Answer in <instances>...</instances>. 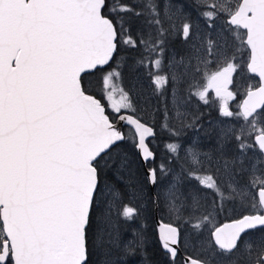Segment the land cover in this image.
<instances>
[{"label":"water","instance_id":"95a60500","mask_svg":"<svg viewBox=\"0 0 264 264\" xmlns=\"http://www.w3.org/2000/svg\"><path fill=\"white\" fill-rule=\"evenodd\" d=\"M105 0H0V264H83L85 226L97 186L95 159L135 133V149L151 190L155 169L148 139L154 127L131 112L111 119L81 75L105 66L116 50L117 30L102 12ZM227 21L245 30L247 69L258 78L239 106L250 117L264 106V0H239ZM262 153L264 132L254 134ZM261 212L245 213L211 231L217 247L232 249L240 234L264 225ZM161 247L174 258L180 232L155 211ZM264 258V254H263ZM183 264H206L185 255Z\"/></svg>","mask_w":264,"mask_h":264},{"label":"rangeland","instance_id":"374dc122","mask_svg":"<svg viewBox=\"0 0 264 264\" xmlns=\"http://www.w3.org/2000/svg\"><path fill=\"white\" fill-rule=\"evenodd\" d=\"M238 2L163 0L164 18L172 25L173 36L181 32L183 43L171 48L169 60L157 53L145 64L132 66L129 89L121 70L114 67L99 75L97 85L107 109L115 115L134 111L138 105L141 112L147 111L151 120L157 121V110L169 109L170 118L161 119L159 126L162 134L152 141V149L160 148L164 155L159 163L172 170L161 185L163 204L159 210L165 220L181 227L183 247L201 256L206 264H250L258 247H264V225L246 235L233 251L219 249L211 236L223 217L262 211L257 188L264 187L263 162L253 139L255 133L264 132V106L250 117L239 110L240 98L247 88L257 85L258 78L246 68L245 31L226 20ZM115 8L110 7L112 11ZM234 74L236 83L227 81ZM224 108H230L229 112ZM129 133L135 143L133 129ZM134 163L128 158L126 174L130 184L127 191H135L123 196L106 190L99 221L110 235L106 233L109 239L105 248L101 246L105 241L97 239L101 261L114 256L120 241L143 246L136 231L132 236L115 230L124 218L135 216L137 206L128 200H136L135 194L141 196ZM119 164L125 167V160ZM161 173L164 175V169ZM148 242L152 251L153 240ZM1 245L2 240L0 249Z\"/></svg>","mask_w":264,"mask_h":264},{"label":"trees","instance_id":"16d2710c","mask_svg":"<svg viewBox=\"0 0 264 264\" xmlns=\"http://www.w3.org/2000/svg\"><path fill=\"white\" fill-rule=\"evenodd\" d=\"M111 6H115V10L112 11L110 9ZM163 11V0H105L104 2L102 12L110 16L116 26V50L111 60L105 66L96 67L83 73L81 75V82L84 90L93 93L100 99L111 119H114L115 113L113 114L107 109L97 91V85L100 84L99 75L108 68H119L123 73L127 89H129V82L132 80V72L134 71L133 67H135V64H139V62H144L143 64H145L146 61L148 62L150 60V57L152 58L157 53H161L164 60H169L171 48H177L178 44H182L184 41L181 32L178 31L175 36L172 35L171 31L173 27L170 25V22L164 18ZM160 100L161 98H159V100L157 99L156 103L158 106L160 105ZM164 109L162 108L161 111L157 110L159 114V120L157 121H154L155 118L152 121L147 111H145V113L141 112L138 105L134 111H131V113L138 118L151 123L155 128V137H159V135L162 134V131L160 132L159 129V126H162L161 119L164 118L168 120L170 118L169 109L166 111ZM131 129L132 128L129 125L124 124L122 127L124 133L123 138L114 142L109 149L104 151L94 161L98 181L93 195L88 222L85 226L87 257L83 264L175 263V261H173L175 258H170L169 254L161 247L158 241L154 219L155 200H157L158 211L160 213L159 208H162L161 205L163 204L161 185L166 182L167 176L171 175L170 172L172 170H170L168 166H165L164 164V166H162V164L159 163L164 157V155H162V150L160 148L154 150L156 153L154 160L151 162L150 160L147 161L150 166H154L155 168V181L157 182L155 183L154 193H152L145 176L143 164L135 149V143L130 140L129 131ZM153 139L154 137L149 138L148 140L151 148ZM164 150H166V148H164ZM158 154H160L162 158H160ZM128 158L133 159L135 162V170L137 177L141 181L142 191L140 197L136 194L134 195L136 200L134 198L129 199L130 196L125 197V200L129 199L128 202L131 204L134 202L135 206H137V208H135V216L128 219L124 218L122 225H120V227L117 226V228L115 226V230L118 229L121 230L122 233H130L132 236L136 231V234H138L142 240L143 246L139 245L135 247L128 240L126 242L120 241V247L119 249L116 248L114 256H112L111 259L106 256V258L101 261L100 251H97L99 242L103 239L105 242L102 241L103 243L101 246L105 248V244L109 239L108 235H110L105 231L103 225H101L99 221L100 212L104 210L102 202L106 190L109 189L113 192H118L123 196L126 192L130 193L131 191H135H127L130 186V184L127 183L126 174V163ZM122 159L125 160V167L121 168L119 163H121ZM184 164L187 167H190L188 161H185ZM163 169L165 171L164 175L161 173ZM179 169L177 168L176 171L181 174L180 171L182 170L179 171ZM160 217L165 220L161 213ZM256 229L257 228L250 230L245 235L250 234ZM1 235H3L2 232H0V243L2 240ZM97 239H99V242ZM149 239L153 240L155 248L153 256L155 258L154 260L147 259V256L150 258L152 256V251L148 247L150 245L148 242ZM242 241L243 240L240 242ZM189 254H193L197 257L199 256L193 252H189ZM200 257L201 256H199V258ZM181 264H183V262H181Z\"/></svg>","mask_w":264,"mask_h":264},{"label":"flooded vegetation","instance_id":"af4514ba","mask_svg":"<svg viewBox=\"0 0 264 264\" xmlns=\"http://www.w3.org/2000/svg\"><path fill=\"white\" fill-rule=\"evenodd\" d=\"M226 20H227V18H226ZM233 27H236L237 25H232ZM242 29V28H241ZM244 30V29H243ZM245 31V30H244ZM245 42V41H244ZM247 45V44H246ZM248 47V46H247ZM245 54L246 55H249V49H247L246 48V52H245ZM246 68H247V65H246ZM248 70V69H247ZM228 72H229V69H228ZM249 72V71H248ZM250 73V72H249ZM230 81V83H232V82H234V83H236V78H235V74L232 76V78L231 79H228L227 78V81ZM254 87V86H253ZM249 88H251V87H249ZM248 89V88H247ZM246 89V90H247ZM229 91H230V94L233 92L231 89H229ZM244 95V94H243ZM242 98V97H241ZM241 98H240V100H241ZM217 104H219V103H216V105ZM262 109V108H261ZM261 109H259V110H261ZM229 110H230V108H224L223 109V111L225 112V111H227V112H229ZM239 110H240V106H239ZM259 110H257L256 112H258ZM227 112H225V113H227ZM216 114H218V112H216ZM153 126V125H152ZM154 127V126H153ZM153 137H155V135L153 136ZM151 138V137H150ZM254 140V139H253ZM234 141H237V139L236 140H234ZM261 152V151H260ZM260 155H262V153H260ZM155 156H156V154H155ZM261 158H262V156H261ZM264 171V170H263ZM245 213H247V212H245ZM244 213H242V214H240V215H238V216H235V217H228V216H226V217H223V218H221L220 219V221L218 222V224L219 223H221L222 221H224V220H226V219H233V218H237V217H239V216H241V215H243ZM220 217H222V213H221V215L219 216V218ZM179 226V225H178ZM180 230H181V227H180ZM251 229H248V230H245V231H243L241 234H240V236H239V238H238V241H237V243H236V245L234 246V249L239 245V243H240V241L241 240H243V238L246 236L245 234H247V232H249ZM179 244H180V251L179 252H177L176 254H175V259L173 260V261H175V263L174 264H181V262H183V259H184V256L185 255H188L189 253V251L185 248V247H183V245H182V243H181V236H180V241H179ZM154 245H153V248H152V256H151V258L149 257V256H147V259H149V260H154L155 258L153 257L154 256ZM224 250V249H223ZM225 251H227V250H225ZM230 251H233V250H230ZM263 254H264V247H258V251H257V253L255 254V256L253 257V259H252V262L250 263V264H264V258H263ZM190 255V254H189ZM192 256H194V255H192ZM199 258V257H198ZM10 264V260H7V262L5 263V264Z\"/></svg>","mask_w":264,"mask_h":264},{"label":"bare ground","instance_id":"6f19581e","mask_svg":"<svg viewBox=\"0 0 264 264\" xmlns=\"http://www.w3.org/2000/svg\"><path fill=\"white\" fill-rule=\"evenodd\" d=\"M150 124V123H149ZM152 125V124H151ZM154 134H155V128H154V133H153V135L151 136V138H153V136H154ZM152 149V148H151ZM153 150V157L151 158V160H150V162L151 161H153L154 160V158H155V152H154V149H152ZM142 162V161H141ZM143 164V163H142ZM146 165L147 166H149V162H146ZM143 167H144V164H143ZM154 167V166H153ZM145 168V167H144ZM155 169V168H154ZM157 181H155V183H156ZM155 183H154V187H155ZM149 184V183H148ZM150 187V186H149ZM154 187H153V190H151V192L152 193H154ZM151 189V188H150ZM156 201V205H155V209H154V219H155V211H156V213H157V215L160 217V213H159V211H158V204H157V200H155ZM165 221H167V220H165ZM175 224V223H174ZM175 225H177V224H175ZM177 227H178V229H179V232L181 233V230H180V227L177 225ZM181 236V235H180ZM179 241H180V239H179ZM179 246H180V244H179ZM177 252H179V251H177Z\"/></svg>","mask_w":264,"mask_h":264}]
</instances>
